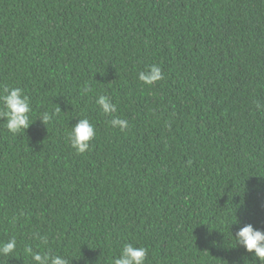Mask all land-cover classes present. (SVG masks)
<instances>
[{"label": "trees", "instance_id": "16d2710c", "mask_svg": "<svg viewBox=\"0 0 264 264\" xmlns=\"http://www.w3.org/2000/svg\"><path fill=\"white\" fill-rule=\"evenodd\" d=\"M153 64L164 78L144 85ZM0 86L33 121L0 119V242L17 239L0 260L31 264L37 232L70 264H112L124 243L145 264H260L232 236L264 230V0H0ZM81 118L96 135L77 154Z\"/></svg>", "mask_w": 264, "mask_h": 264}, {"label": "clouds", "instance_id": "9594fccd", "mask_svg": "<svg viewBox=\"0 0 264 264\" xmlns=\"http://www.w3.org/2000/svg\"><path fill=\"white\" fill-rule=\"evenodd\" d=\"M163 73L158 65H149L143 71L138 72V80L144 85H154L162 80ZM92 89L86 84L83 91L90 92ZM96 105L99 106L102 113L110 116L109 124L113 128H119L121 131L128 127V121L114 115L117 106L107 95H97ZM257 109L262 106L257 103ZM32 107L29 97L20 87L0 86V119H3L4 127L13 134H19L25 131L30 122ZM61 112L57 107L54 111H44L39 114L38 118L42 124L46 125L53 121ZM36 120V119H35ZM67 139L70 146L77 154L87 152L96 135L95 128L88 118L78 119V122L71 126L67 132ZM15 219V218H13ZM235 223H238L237 221ZM32 238L40 242V246L46 248L44 252L34 251L31 247L25 249L26 254L30 257L31 264H70L65 255L53 254L48 249L47 238L37 232L32 233ZM235 245L242 247L245 252L253 254L255 258L264 264V230L254 228L251 224H244L238 227L234 237ZM17 239L15 236L9 240L0 242V257H8L16 251ZM148 257V249L143 246H137L133 243H124L119 250V254L112 258V264H145ZM0 264H6V260H0Z\"/></svg>", "mask_w": 264, "mask_h": 264}]
</instances>
